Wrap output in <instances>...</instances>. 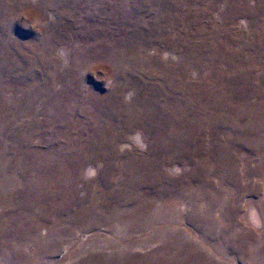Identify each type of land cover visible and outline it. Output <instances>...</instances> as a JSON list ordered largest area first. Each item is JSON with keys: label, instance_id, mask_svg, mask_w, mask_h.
<instances>
[{"label": "rangeland", "instance_id": "1", "mask_svg": "<svg viewBox=\"0 0 264 264\" xmlns=\"http://www.w3.org/2000/svg\"><path fill=\"white\" fill-rule=\"evenodd\" d=\"M0 264H264V0H0Z\"/></svg>", "mask_w": 264, "mask_h": 264}, {"label": "clouds", "instance_id": "2", "mask_svg": "<svg viewBox=\"0 0 264 264\" xmlns=\"http://www.w3.org/2000/svg\"><path fill=\"white\" fill-rule=\"evenodd\" d=\"M86 175H87V176H91V175H92V172H91V171H88V172L86 173ZM253 224H254V226H255V224H256L255 220H253Z\"/></svg>", "mask_w": 264, "mask_h": 264}]
</instances>
